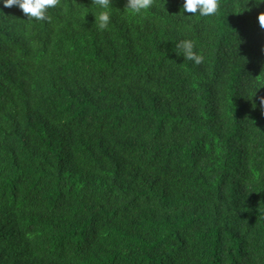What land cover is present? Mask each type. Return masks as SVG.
<instances>
[{
    "label": "trees",
    "instance_id": "obj_1",
    "mask_svg": "<svg viewBox=\"0 0 264 264\" xmlns=\"http://www.w3.org/2000/svg\"><path fill=\"white\" fill-rule=\"evenodd\" d=\"M183 2L0 0V264H264V4Z\"/></svg>",
    "mask_w": 264,
    "mask_h": 264
},
{
    "label": "clouds",
    "instance_id": "obj_2",
    "mask_svg": "<svg viewBox=\"0 0 264 264\" xmlns=\"http://www.w3.org/2000/svg\"><path fill=\"white\" fill-rule=\"evenodd\" d=\"M94 2L98 8V11L93 13L95 23L100 30L108 29L112 21V0H94ZM3 3L6 7L18 6L26 14L28 20L43 21L49 18L48 10L56 7L59 0H3ZM153 3L154 0H126L124 10L118 11L125 17L135 18L150 10ZM247 3H253V6L259 7L264 4V0H248ZM220 6L219 0H184L182 9L183 13L193 14L190 16L213 17L218 13ZM258 21L264 28V12L258 15ZM175 47L182 53L184 60L192 61L196 65L204 60V56L197 50L193 39H181ZM260 102L264 104V97Z\"/></svg>",
    "mask_w": 264,
    "mask_h": 264
}]
</instances>
